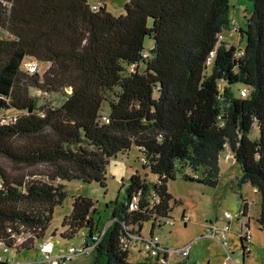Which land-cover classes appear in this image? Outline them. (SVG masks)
Listing matches in <instances>:
<instances>
[{
	"label": "trees",
	"instance_id": "trees-1",
	"mask_svg": "<svg viewBox=\"0 0 264 264\" xmlns=\"http://www.w3.org/2000/svg\"><path fill=\"white\" fill-rule=\"evenodd\" d=\"M2 1L0 242L7 249L43 241L55 209L69 198L64 182L106 188L111 159L133 147L145 174L134 173L124 202L116 201L92 264H133L130 234L153 239L174 221L181 203L169 183L190 169L195 177L183 175L186 181L217 188L228 147L242 170L239 185L261 197L264 231V0H250L254 10L244 23L231 18L230 0H130L120 17L89 0ZM233 28L245 47L219 42ZM147 39L155 42L149 51ZM40 63L48 67L42 76L30 72ZM45 93H63L65 102L41 106ZM95 212L92 199L74 197L62 237L88 230L85 246L96 243L105 228ZM147 255L141 264H167Z\"/></svg>",
	"mask_w": 264,
	"mask_h": 264
},
{
	"label": "rangeland",
	"instance_id": "rangeland-1",
	"mask_svg": "<svg viewBox=\"0 0 264 264\" xmlns=\"http://www.w3.org/2000/svg\"><path fill=\"white\" fill-rule=\"evenodd\" d=\"M130 0H89L91 4H105L108 11L114 16L120 17L125 14V6ZM2 4L4 2L0 0ZM254 10V4L250 0H230V16L239 23H244ZM223 41L238 47H245V40L239 38L238 34L227 32ZM155 46L152 39L146 40V51ZM29 61V59H26ZM48 69L45 63H40L37 70L42 76ZM39 98V105L50 104L58 108L65 102L63 93H45ZM102 114L109 115L108 104L103 105ZM253 138L259 137V132L255 129ZM229 155L233 156L229 147L220 157V181L218 187L213 189L196 182L186 181L183 175L195 174L190 170H183L178 174L176 181L169 183V191L174 201L180 202L175 206L171 220L162 229H156V234L160 238L161 244L171 252L167 264H264V231L258 223L260 216L261 197L250 184L239 185L242 170L234 159L229 160ZM142 155L136 147L125 155H118L112 158L107 168V187L102 188L98 183L86 184L82 181L64 182L69 198L62 205L55 209L53 220L46 233L44 240L37 241L31 250L18 252L16 249H6L0 246L2 263L15 264H45L44 252L39 248L40 244L47 241H54L56 254L60 249L68 250L71 246H79L83 237L88 235V230L81 231L74 239L66 240L62 237L63 221L72 212L74 197L83 196L90 198L95 203L96 212L92 214L97 226L104 229L112 219L115 203L124 202L126 189L131 183V176L136 173L145 174ZM1 162L4 163L2 159ZM149 179L155 181V177L150 175ZM123 185L125 187L123 188ZM248 203V216H243V201ZM173 201V202H174ZM226 213H230L232 218L226 220ZM183 214L188 218L185 225L182 221ZM168 220H163L166 223ZM230 223V231L227 233L226 246H222L217 240L206 237V228L215 222L222 226L225 222ZM249 226L252 244L250 253L244 257L240 243V236ZM152 224L145 226L144 234L149 236ZM106 233V232H105ZM104 233V235H105ZM24 240V238H21ZM52 244V243H47ZM190 246L189 258L176 252L177 250ZM148 258L147 254L141 252L140 248H132L129 261L133 264H141ZM152 260V259H151ZM93 256H81L69 264H92ZM48 264V263H46Z\"/></svg>",
	"mask_w": 264,
	"mask_h": 264
},
{
	"label": "built area",
	"instance_id": "built-area-1",
	"mask_svg": "<svg viewBox=\"0 0 264 264\" xmlns=\"http://www.w3.org/2000/svg\"><path fill=\"white\" fill-rule=\"evenodd\" d=\"M237 28H233V33H236ZM219 42L223 41L224 35H220L219 37ZM214 56V53L212 54V57L208 59V63L210 64L212 62V58ZM39 70L37 67V64H31L30 66V72H35ZM242 96H246L247 92L246 90L241 91ZM229 160L234 159L233 156L229 155ZM226 220L232 218V215L230 213H226L225 215ZM188 218H184L183 222L186 225L188 223ZM171 226H173L174 221L169 222ZM106 231V228L103 230L102 234L100 237H95L94 239L96 240V243H92L88 246H85L86 240H83V243H81L80 246H71L68 248V250L60 249L57 255H54L55 250H56V245L54 241H47L39 246L42 252H44V261L48 264H66L68 261H71L74 258L80 257V256H89L92 254V252L96 249L97 245L102 240V237L104 236V233ZM230 231V223L225 222L223 223L222 226H219L217 222L210 224L206 228V237L211 238L214 240H217L219 243L222 244V246H226V241H227V233ZM244 238L247 241V251H250V242H251V235H250V230L245 229L244 230ZM131 240H135L131 245L135 246L136 248H140L141 252H146L147 254H150L152 257L158 258L160 260H164L166 256L171 255V252H168L164 247L160 245V238L158 235L155 237L148 238L145 236H139V235H133L130 234ZM47 243H52V244H47ZM4 243L0 242V246L4 247ZM130 244H127L128 246ZM7 249V247H6ZM176 252H179L183 257H188L190 255V246H185ZM2 256L0 255V263H2L3 259H1ZM45 263V264H46ZM4 264H10V261L8 263ZM15 264V263H12ZM28 264V263H25Z\"/></svg>",
	"mask_w": 264,
	"mask_h": 264
},
{
	"label": "bare ground",
	"instance_id": "bare-ground-1",
	"mask_svg": "<svg viewBox=\"0 0 264 264\" xmlns=\"http://www.w3.org/2000/svg\"><path fill=\"white\" fill-rule=\"evenodd\" d=\"M107 227V226H106ZM160 245L162 246V247H164L162 244H161V242H160ZM165 248V247H164ZM166 249V248H165ZM167 251H168V249H166ZM169 252V251H168ZM170 256V255H169ZM169 256H166L165 257V260L167 261V263H168V260H169ZM189 257V256H188ZM184 259L186 258V257H183Z\"/></svg>",
	"mask_w": 264,
	"mask_h": 264
}]
</instances>
